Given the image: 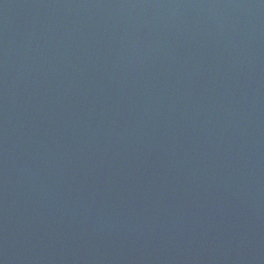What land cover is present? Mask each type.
Returning a JSON list of instances; mask_svg holds the SVG:
<instances>
[{"label": "water", "instance_id": "water-1", "mask_svg": "<svg viewBox=\"0 0 264 264\" xmlns=\"http://www.w3.org/2000/svg\"><path fill=\"white\" fill-rule=\"evenodd\" d=\"M0 264H264V0H0Z\"/></svg>", "mask_w": 264, "mask_h": 264}]
</instances>
